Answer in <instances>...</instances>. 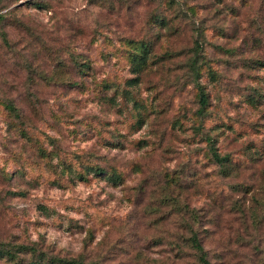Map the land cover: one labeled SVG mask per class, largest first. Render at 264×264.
Instances as JSON below:
<instances>
[{"label": "rangeland", "instance_id": "rangeland-1", "mask_svg": "<svg viewBox=\"0 0 264 264\" xmlns=\"http://www.w3.org/2000/svg\"><path fill=\"white\" fill-rule=\"evenodd\" d=\"M262 154L264 0H0V249L197 264L188 219L213 264H264Z\"/></svg>", "mask_w": 264, "mask_h": 264}, {"label": "trees", "instance_id": "trees-1", "mask_svg": "<svg viewBox=\"0 0 264 264\" xmlns=\"http://www.w3.org/2000/svg\"><path fill=\"white\" fill-rule=\"evenodd\" d=\"M43 2L44 3L33 2V5L39 9H42L43 7L49 9V3L45 1ZM134 50L132 68L134 73L139 74L149 63L151 55L150 47L143 43L135 47ZM198 89L200 91L201 114L203 117L205 110L209 105V96L203 87L199 86ZM8 109L12 114L20 113L19 108L15 106L14 102L8 103ZM209 142L211 143L210 153L213 161L226 177L231 176L235 171H237L238 165L234 164L230 155H222L219 152L213 139L210 138ZM261 156L264 155L262 154ZM97 172H99L98 169ZM100 173H103V171H100ZM111 179L113 182L120 181V178L115 175ZM10 195L14 196L21 194L10 192ZM262 210L264 211V206L262 207ZM259 211L261 210H256V212ZM261 223L262 222H260V224ZM183 225V228L186 230V234L177 239L176 244L178 246L177 249L179 253H184V256H181V259H185V257H188L192 253L191 255H193L197 264H213L210 259L209 252L204 247V240L199 235L200 232L197 230V223H190L188 222V219H184ZM188 252L190 254H188ZM0 259H8V261L13 264H88L82 257L67 259L61 258L57 255L51 256L44 249L40 248L39 243L36 242L31 244L5 246V248L0 249Z\"/></svg>", "mask_w": 264, "mask_h": 264}]
</instances>
